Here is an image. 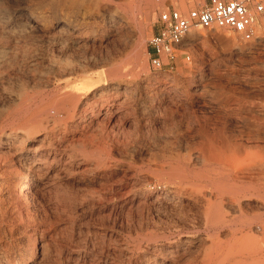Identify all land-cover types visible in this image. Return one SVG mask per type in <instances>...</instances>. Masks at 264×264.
Segmentation results:
<instances>
[{"label": "rangeland", "instance_id": "rangeland-1", "mask_svg": "<svg viewBox=\"0 0 264 264\" xmlns=\"http://www.w3.org/2000/svg\"><path fill=\"white\" fill-rule=\"evenodd\" d=\"M101 1L76 0L66 7L71 20L84 24L83 34H96L89 45L64 49L55 43L67 35L49 33L57 15L48 7L40 13V34L25 44L27 54L11 59L9 69L0 73V127L6 126L0 129V264H264V217L255 219L264 213V187L261 198L226 195L229 223L211 225L204 208L209 198L214 200L212 189L197 179L184 183L179 178L208 169L209 151L264 157V18L257 25L260 39L252 41L226 30L194 31L177 52L174 69L155 71L148 41L159 14L168 9L187 13L207 0H111L117 16L112 31L102 16L106 0ZM141 4L149 11L143 40L142 16L132 19ZM137 46L140 60L132 62L128 57L138 53ZM113 61L136 76L118 91L123 104L115 121L99 124L91 141L76 143V157L65 167L50 172L41 166L32 173L30 151L40 145L42 131L34 123L19 131V117L10 116L15 104L9 94L24 86L28 91L64 90L56 69L62 63L96 77ZM62 116L45 115L43 126H57ZM241 167V179L262 181L259 166ZM24 176L37 183L18 204L14 181ZM161 194H170L171 203L159 199Z\"/></svg>", "mask_w": 264, "mask_h": 264}, {"label": "bare ground", "instance_id": "bare-ground-1", "mask_svg": "<svg viewBox=\"0 0 264 264\" xmlns=\"http://www.w3.org/2000/svg\"><path fill=\"white\" fill-rule=\"evenodd\" d=\"M74 1H76V0H58V1L57 0H0V73L3 70L9 69V63H10L11 59L13 60L14 58H18L19 56H22L23 54H25V52L28 50L25 44H27L26 42L33 35L40 34V32H41L40 31L41 28H40V24H39V20H41V14L40 13L48 7H52L53 12L55 11V14L57 15V17L54 19L55 22L52 24V30L49 31V33H52V32L58 33V35H60V36L67 35L66 39H64V36H62V38H60V39H55V40L53 39L55 43H58L59 46H62L65 49V48H68L70 45H75L76 47L78 45L81 48V45H84L86 43L88 44L89 42H91V40H92L91 37H95L96 34H93V32H84V34H83L82 29L85 28L84 24L74 22L73 20H71V18H69L71 11H69V9H67L66 7H68V4H70V3H71V5H73ZM146 1L148 3H152L153 0H146ZM146 1H145V3H146ZM102 3H104V2H102ZM102 9L105 12L104 15L102 13L104 23L109 27V30L112 31L113 28L117 24V19H116L117 16L113 13L115 8L114 9L112 8V1L106 0L105 4L102 6ZM135 10L137 11V13H134V12L132 13L133 21L134 22L137 21V19L139 18L137 15H141L143 18L138 22L140 25V28H139L140 29V32H139L140 36L139 37L142 38L143 37L142 36L143 20L148 19L149 11H148V8L143 7L142 4L138 5L135 8ZM115 12H117V11L115 10ZM58 15H60V16H58ZM141 16H140V18H141ZM48 17H49V15H48ZM118 19H119V17H118ZM120 19H122V18H120ZM262 26H264V20L262 22ZM115 28H117V27H115ZM117 31L118 30H116V32ZM82 35H83V38H82ZM189 36H194V34L190 33ZM50 39L47 38L46 40H50ZM142 40H143V38H142ZM142 40L141 41L139 40V43H141ZM46 44H48V43H46ZM77 48H79V47H77ZM235 48H237V47H235ZM137 49H138V46H137ZM139 51L140 50L138 49V53H137V51L135 50V52H136L135 56L134 57L132 56L131 58L128 57V58L132 62H136V61L140 60L139 59V55H140L139 53L141 51L140 52ZM27 52H26V54H27ZM37 53H39V52H37ZM239 53L240 52H238V54ZM28 54H30V53H28ZM35 58H36V56H35ZM14 62H15V59H14ZM138 63L139 62H137V64ZM63 64L64 63L60 64L59 66H56V69H57V73H58L59 78H60V80H59L60 82H58V81L57 82L59 83L60 86L61 85L65 86L64 90L48 93V92H46L48 89L45 91V90H35L33 88V91H28L27 88L24 89L25 88L24 85L26 83L23 82L24 88H22V91H20L19 93L15 92L14 94L10 93L9 97H8L10 99V102L12 100V102L15 104L14 105L15 108H13L12 112L11 113L9 112V113H10L11 117L15 118V120H16V117H19L18 118L20 121V126L18 127L19 131L21 129L27 128L26 126L30 125L31 123L36 124L42 131V137L40 139V145L38 147H36V149L33 152L30 151V154L32 156V158H31L32 159L31 160V165H32L31 171H32V173L33 172L37 173L36 171H39L41 166H45L51 172V170H55L56 167H62L63 168V167H65V165L68 164V161L74 160L76 156H75L74 152L72 151L73 150L72 148L76 143L78 144L82 141L85 143L86 141L90 140V138H93L94 137V130H96V127H98L99 124H101V123H104V124L107 123L108 124V123H112L113 121H115L116 117L119 115L118 114L119 113V106L122 103V102L119 103L120 98H118L119 97L118 91H119V89L123 83L129 84L136 77L133 72L121 69V66L116 61H113V63H111L109 66H104L103 68H101V70H99L96 73V77L91 76L90 75L91 72L88 74V71L86 69H83V68L78 69L75 67L69 68V67H67L69 65L65 66ZM70 67H72V66H70ZM51 68H52V66H51ZM53 68H55V66ZM31 72H33V71H31ZM58 75H57V78H58ZM1 76H3V75H1ZM5 76H4V78H5ZM31 79L34 81V80H36V77L32 76ZM55 79H56V77H55ZM21 85L22 84H20L19 86H21ZM34 85H36V83ZM49 85H51V84H49ZM59 85H58V87H59ZM23 86H21V87H23ZM53 88H55V87H53ZM235 88L236 87H234L233 89H235ZM122 104H121V107H122ZM8 105L10 106L9 103H8ZM244 105H246V104H244ZM251 105L253 106V104H251ZM254 105L257 106L256 104H254ZM261 105H263V104H261ZM242 109H246V108L242 107ZM250 109H248V110H250ZM259 110H260V108H259ZM259 110H258V112H259ZM51 113H55V115H59V116H61L63 114L64 116L59 118L61 121L60 124H58L57 126L48 128V127L43 126V122L45 120L44 116L49 115ZM247 114H249V113H247ZM257 114H259V113H257ZM9 118L10 117L8 116V119ZM121 119H124V118H120V120ZM120 120H119V122H120ZM248 120H250V119H248ZM252 120H250V121H252ZM6 121H7V119H6ZM69 122H72L73 124L70 125ZM14 123H15V121H14ZM14 123H11V124H14ZM17 123H19V122H17ZM256 123H257V121H256ZM198 124H199V122H198ZM5 127H3V128L0 127L2 132H4V130L6 129ZM254 127H257V126H254ZM11 128H13V127H11ZM14 128H15V126H14ZM258 128H259V126L257 127V129ZM16 129H17V127H16ZM104 129H106L105 126H104ZM204 130L205 129H203V131ZM16 132L17 131H13L11 133H16ZM101 133H102V131H101ZM247 133H249V131ZM16 136H17V134H16ZM259 139L260 138L258 137V141H259ZM235 142H236V140H235ZM239 142L240 141H237V143H239ZM241 143H242V141H241ZM212 145H213V143H212ZM200 146H201V144H200ZM250 146H252V145H250ZM229 148H230V146H229ZM253 149H255V148H253ZM172 153H173V151H172ZM256 154L247 152L245 156H241L240 152H238V151H235V152L225 151L221 155L217 156L216 154L209 151V155L207 157L208 163H209L208 169L202 170V169H205V168H202L201 171H199L198 173H195L193 175H188V174L185 175V173H186L185 172L184 175H181V177H179L181 179V182H184V183H188L192 178L197 179V181H202V182L207 183V186L210 189H212V191H213L212 194L214 196V200H212L213 197L209 198V196H208L207 198H209V200L207 201V204L204 208V215L206 217L208 224L217 225L223 221L228 222V220L226 219V213H228V212L225 211V209H224V198L226 195L230 196V199H232V200H234L235 198H238L240 195L245 196V197L252 196V195H256L259 198L262 197V190L261 189L264 187V181H263L264 180V172H263L264 157L260 156L258 154L256 155ZM76 155H77V153H76ZM174 155H176V153ZM174 155H172V156H174ZM84 158L86 159V157H84ZM202 158H203V156H202ZM205 161H206V159H205ZM198 162H199V160H198ZM80 163H83V162L81 161ZM178 164H180V163H178ZM206 164L207 163H205L204 165H206ZM210 164H214V165H210ZM255 164L257 166H259L260 169H262L261 174H260L261 176L259 178L262 181L255 184L249 178L248 179H245V178L241 179V176H240L241 168H242L241 166L243 165L244 167L248 168V167H252ZM238 166H240L241 168L238 169ZM73 167H74V165H73ZM253 168L254 167H252V169ZM256 168H258V167H256ZM171 169H173V168L171 167ZM252 169H248V170L251 171ZM258 169H254V170H258ZM174 170L176 171V168ZM194 171H196V170H194ZM252 172L254 173V171H252ZM246 173L248 175L249 172L246 171ZM246 173H244L243 176H245ZM258 174L259 173H257V175ZM56 175H57V173H56ZM251 176H254V174H252ZM258 177H256V178H258ZM171 179H172V177H171ZM15 182H18V183H17L16 187H14L15 188L14 194L12 191L11 192L13 194L14 202L19 204L22 201V198H24L27 195L28 190H31L30 188L33 185H35V183H37V182H35V180H33V179H29L27 176H24L22 179L18 178V180H15L14 185H15ZM212 194L211 195L209 194V195L212 196ZM180 197L185 198L184 196H180ZM183 198H180V199H183ZM159 199L164 200V202L167 204H170L171 203L170 200L172 198L170 197V194H168V195L161 194ZM178 200H179V198H178ZM226 200H228V199H226ZM225 203H228V202H225ZM231 203H233V202H231ZM240 203H241V201H240ZM238 204H239V202H238ZM237 207H236V209H237ZM233 211H235V209ZM236 212H238V209ZM263 215H264V213L262 212V213L258 214L257 217H255V216L254 217H255V219H259L258 220V222H259L262 220V217H264ZM241 217L243 218V216H241ZM241 217H238V218H241ZM260 218H261V220H260ZM236 220H237V218H236ZM235 223H236V221H235ZM250 226H253V225H250Z\"/></svg>", "mask_w": 264, "mask_h": 264}, {"label": "built area", "instance_id": "built-area-1", "mask_svg": "<svg viewBox=\"0 0 264 264\" xmlns=\"http://www.w3.org/2000/svg\"><path fill=\"white\" fill-rule=\"evenodd\" d=\"M262 18L264 0H207L187 13L162 11L148 41L151 66L155 71L174 69L177 52L194 31L226 30L240 34L244 41L260 39L257 25Z\"/></svg>", "mask_w": 264, "mask_h": 264}]
</instances>
